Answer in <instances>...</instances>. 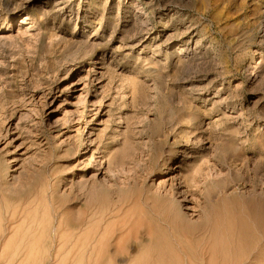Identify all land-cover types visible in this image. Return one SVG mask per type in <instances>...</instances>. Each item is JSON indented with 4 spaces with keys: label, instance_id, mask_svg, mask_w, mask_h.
<instances>
[{
    "label": "rangeland",
    "instance_id": "1",
    "mask_svg": "<svg viewBox=\"0 0 264 264\" xmlns=\"http://www.w3.org/2000/svg\"><path fill=\"white\" fill-rule=\"evenodd\" d=\"M58 205L120 264H178L207 219L212 264H264V0H0V264L24 233L9 264L67 258Z\"/></svg>",
    "mask_w": 264,
    "mask_h": 264
},
{
    "label": "bare ground",
    "instance_id": "2",
    "mask_svg": "<svg viewBox=\"0 0 264 264\" xmlns=\"http://www.w3.org/2000/svg\"><path fill=\"white\" fill-rule=\"evenodd\" d=\"M143 13V12H142ZM24 20H22L21 22H23ZM11 23V22H10ZM164 174V173H163ZM29 197V195H28ZM52 197V196H51ZM21 199V198H20ZM51 199V198H50ZM53 199V197H52ZM54 200V199H53ZM54 203V202H53ZM61 206H64V205H61ZM6 207V206H5ZM4 207V208H5ZM8 207V206H7ZM60 206H56L54 207V211H55V215H56V225L55 224H51L49 227L50 229V235H48L51 240L50 242L51 243H55L56 242V245H55V253L59 254L62 249V247H65L66 246V254L64 253L65 257H67L66 259H64L63 261L61 260L62 263H58L59 264H120L118 263V261H125L124 257H119L120 255V240L118 239L117 241H115V243H113V241L111 240H107L106 242L102 241L101 236H103V234L101 236H92V237H88L87 236V231L85 230L86 228V225L88 223V218L86 215H84L81 219L79 220H76L75 218L72 219L71 217V220L68 222L67 224V228L65 230V232L68 233L67 237L66 238H63L64 237V234H63V222L61 221V219L63 218L64 214H66V212H63V211H58V208ZM20 207H15V208H12V209H9V208H6L4 211V216H5V223H4V232L5 233H8L10 232V230L12 229L14 231V221L16 220V217L17 215L19 214H24V218L23 220L27 217V213H25L26 211H24V209L20 208ZM62 208V207H61ZM63 209V208H62ZM87 210V209H85ZM173 210V209H172ZM88 211V210H87ZM92 212V211H91ZM54 213V212H53ZM86 211H84L83 214H85ZM43 216L45 217V214L49 220V222H51V216L53 215L51 211L49 210H45L44 213H42ZM41 214V215H42ZM69 214V213H68ZM88 215V213H86ZM36 216V214H34ZM34 216V217H35ZM172 218V217H171ZM173 219V218H172ZM226 220V219H225ZM225 220H221L220 222H223ZM33 221H35V218L33 219ZM68 221V220H67ZM211 220H205L202 224H200V226H196V227H199L197 228L198 231V235L197 234H193L195 236H198V239L199 237H202L201 239L199 240H196L195 237L192 239V240H196L193 244L194 247H189L188 248H181V250L179 251H176V258H178V264H212V261H211V248H209V245L211 244V239L213 238H216V237H225L227 233L230 232V229L227 228L226 226H228L229 222H226L225 221V224L227 223L228 225H225L223 226L222 223H217L216 222H219L218 220L216 222H214V224H212V222L214 220H212V222H210ZM232 223H230V226H234V225H231ZM35 229L34 231L31 233L29 230L25 229V232L26 234H32L34 235L37 231L40 232L39 236L40 238H42L43 234H45V232H49L47 231V227L43 226L40 221L38 220L37 223L35 224ZM199 225V224H198ZM179 226H183L184 229H187V228H190V230H192L193 228L195 229L196 227L191 225V227H186V226H189L188 224H179ZM223 226V227H222ZM186 227V228H185ZM16 228V227H15ZM182 228V227H181ZM222 228V229H221ZM224 228V229H223ZM87 229V228H86ZM175 228H173L174 230ZM228 229V230H227ZM179 230V228H177V231ZM181 230V229H180ZM183 230V229H182ZM187 229V231L184 233L186 235L184 236H187V232L190 233ZM196 230V232H197ZM226 230V234L224 233ZM233 230V227L231 228V234L234 232L232 231ZM240 230H243L240 229ZM245 230V229H244ZM243 230L244 234H240L241 237L244 236L245 237V231ZM18 231V230H17ZM63 231V232H62ZM221 231V233H219ZM237 231V230H235ZM239 231V230H238ZM28 232V233H27ZM175 232V231H174ZM181 232V231H180ZM184 232V231H183ZM183 232L179 233L178 234H182ZM193 232V231H192ZM195 232V233H196ZM241 232V231H240ZM14 233V232H13ZM16 233V232H15ZM177 233V232H176ZM194 233V232H193ZM239 233V232H238ZM23 234V233H22ZM177 234V235H178ZM191 234V233H190ZM14 235V234H13ZM25 233L22 235V237L20 238V240L18 241V243H15V246H13V250L11 252V255H10V259L7 260L8 264L9 263H12L13 260L15 259V257L19 254H22V252L25 250V248L28 246V242H23V237H24ZM99 235V234H98ZM174 235V234H172ZM182 235V236H183ZM230 235V234H227V236ZM247 235V234H246ZM27 236V235H26ZM35 236V235H34ZM31 237V235H29V238L30 239H35L38 238V235L35 236V237ZM231 236V235H230ZM237 237H239L238 235H236ZM235 236V237H236ZM189 237V236H187ZM193 237V236H191ZM229 237V236H228ZM243 237V238H244ZM247 237V236H246ZM8 238H12L11 236L8 237ZM26 238V237H25ZM55 238V239H53ZM114 238V237H113ZM226 238V237H225ZM28 239V238H26ZM185 239V238H184ZM187 239V238H186ZM185 239V240H186ZM227 239V238H226ZM246 239V238H244ZM248 239V238H247ZM8 240V239H7ZM10 240V239H9ZM13 240V239H12ZM29 240V239H28ZM36 240V239H35ZM54 240V241H53ZM175 240H176V237H175ZM178 240V239H177ZM189 240H191V238H189ZM225 240V239H224ZM242 240V239H241ZM239 240V241H241ZM26 241V240H25ZM34 241V240H33ZM181 241V240H180ZM188 241V239L186 240ZM210 241V242H209ZM236 241L238 242V240L236 239ZM245 241V240H243ZM242 241V242H243ZM9 242V241H8ZM12 241L9 242V244L11 243ZM31 242V241H30ZM37 241L35 242H32L34 246V243H36ZM191 243H193L192 241H189ZM178 243V241H177ZM182 243V242H181ZM236 243V242H234ZM245 243V242H243ZM6 244V246H5ZM4 244L3 247H7L9 246V244L7 245V242ZM31 244V243H29ZM23 245V246H22ZM36 246L38 245L35 244ZM182 245V244H181ZM180 245V246H181ZM237 245V244H236ZM243 245V244H241ZM188 246V245H187ZM238 246V245H237ZM29 247V246H28ZM28 247L26 249H28ZM239 247H242V246H239ZM245 247V246H244ZM29 248H32L31 245ZM36 247H34L32 250L34 251ZM6 249V248H5ZM65 249V248H64ZM241 250H243V248H239ZM2 250V249H1ZM29 250V249H28ZM238 250V249H237ZM4 251V250H3ZM236 251V250H234ZM233 251V252H234ZM5 252V251H4ZM239 252V251H238ZM238 252H235V253H232L231 257L232 256H237V254H239ZM241 252V251H240ZM243 252V251H242ZM30 253V251L28 252V254ZM33 253V252H31ZM175 253V252H173ZM172 253V255H173ZM234 254V255H233ZM247 254V253H246ZM25 255V253H24ZM34 255V254H33ZM30 256H32V254H30ZM56 256V255H55ZM239 256V257H238ZM237 258L235 257H232L230 259V262H221L220 264H242L241 260H242V255H238ZM26 257V258H25ZM27 257L28 255L24 256L22 259L19 260L18 264H21L25 259L27 260ZM64 257V256H63ZM249 257V255H247V257L245 259H247ZM9 258V257H7ZM29 258V257H28ZM59 258V257H58ZM62 259V258H61ZM173 259V258H171ZM175 259V258H174ZM25 260V261H26ZM29 260V259H28ZM198 260L200 261L198 263ZM15 261V260H14ZM172 262H175L173 260H171ZM33 262V261H32ZM172 262H169V264H171ZM25 263V262H24ZM27 263V262H26ZM57 263V264H58ZM176 264V263H174Z\"/></svg>",
    "mask_w": 264,
    "mask_h": 264
}]
</instances>
